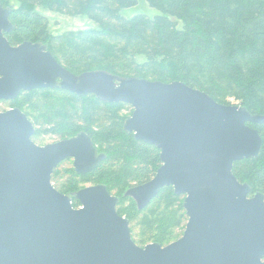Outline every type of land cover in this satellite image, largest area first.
Wrapping results in <instances>:
<instances>
[{
	"label": "water",
	"instance_id": "water-1",
	"mask_svg": "<svg viewBox=\"0 0 264 264\" xmlns=\"http://www.w3.org/2000/svg\"><path fill=\"white\" fill-rule=\"evenodd\" d=\"M10 13L0 4V100L57 89L129 105L125 132L158 149L161 166L124 196L141 210L170 186L184 196L187 222L176 241L139 247L105 185L75 192L73 208L51 183L54 168L72 158L78 174L88 173L103 155L86 133L37 146L32 123L11 109L0 112V264H264V194L250 196L251 187L232 174L235 162L259 156L262 140L247 124L264 116L177 81L75 75L39 42L11 46L4 37L13 29Z\"/></svg>",
	"mask_w": 264,
	"mask_h": 264
},
{
	"label": "trees",
	"instance_id": "trees-1",
	"mask_svg": "<svg viewBox=\"0 0 264 264\" xmlns=\"http://www.w3.org/2000/svg\"><path fill=\"white\" fill-rule=\"evenodd\" d=\"M140 1L158 14L128 19L121 14ZM0 4L12 10L13 30L5 35L10 44L46 45L75 75L104 71L121 78L177 81L219 104H237L251 115L264 116V0H0ZM37 7L85 17L95 27L53 36ZM32 97L34 115L39 121L46 119L60 140L84 132L106 154L89 174L77 175L71 167L55 170L51 177L55 189L71 196L85 185H105L118 199L117 213L128 220L136 245L152 240L163 247L175 229L176 236L182 235L187 222L184 196L176 195L172 187H163L141 210L124 197L161 166L158 149L124 131V121L132 113L129 105L57 89L22 92L11 103ZM31 123L34 129L39 125ZM247 125L258 132L262 149L257 158L235 162L232 174L251 187L252 196L264 194V123ZM71 203L79 207L73 197Z\"/></svg>",
	"mask_w": 264,
	"mask_h": 264
},
{
	"label": "rangeland",
	"instance_id": "rangeland-1",
	"mask_svg": "<svg viewBox=\"0 0 264 264\" xmlns=\"http://www.w3.org/2000/svg\"><path fill=\"white\" fill-rule=\"evenodd\" d=\"M35 11H37L39 14H41L42 16L47 18L48 24H49V32L53 36H58V35H61L62 33L69 32V31L89 30V29H92L95 27V24L93 22L87 20L85 17H82V16H70V15L57 13V12H54V11H51L48 9L39 8V7L35 8ZM121 14L127 19L131 18L135 15H138V14H142V15H145L149 18H152L153 16L157 15L158 12L152 8H149L146 4H144L142 1H140V3L137 6L122 10ZM21 43H23V42H21ZM21 43H19V44H21ZM44 46L46 47V45H44ZM46 49H47V47H46ZM33 101H34V97L30 98L29 100L20 98L16 101L17 102L16 105H13V103L1 102L0 103V112L5 111L9 108L15 107V108L19 109L20 111H22L24 114H26V116L28 117V119L31 122H33V123L37 122L39 124V125L35 126L36 127L35 133H36V129H37V133H36V135L34 134L35 136L32 139L37 145L43 146V145H46L48 143H52V142L57 141L61 137V135L53 134L50 131L51 129L49 128L50 126L52 127V125H50V123L45 121L46 119H43V121H39L36 114L34 115V111H33L34 105L32 106ZM230 101L232 102V100H230ZM58 118H59V115L56 117V120ZM47 120H49V119H47ZM64 167L70 168L71 165L69 163H67ZM125 198H129V197H125ZM129 199H131V198H129ZM177 230L178 229L174 230L172 238H169L172 240H168L166 245L176 241L177 239H179L182 236V235H180L179 237L176 236L177 234H179V231H177ZM182 233H183V231H182ZM136 234H137V232L134 233V239H136ZM148 241H150V242H148L146 244H141L138 246L144 247L147 244L155 243V242H152V240H148Z\"/></svg>",
	"mask_w": 264,
	"mask_h": 264
},
{
	"label": "flooded vegetation",
	"instance_id": "flooded-vegetation-1",
	"mask_svg": "<svg viewBox=\"0 0 264 264\" xmlns=\"http://www.w3.org/2000/svg\"><path fill=\"white\" fill-rule=\"evenodd\" d=\"M2 6V5H1ZM3 7V6H2ZM3 8H6V7H3ZM8 8H10V7H8ZM11 9V8H10ZM12 11V10H11ZM8 20H9V18H8ZM12 25V24H11ZM12 28H13V26H12ZM13 30V29H12ZM12 32V31H11ZM11 32H9V33H11ZM6 34H8V33H4V37L6 38ZM7 39V38H6ZM8 41V40H7ZM9 42V41H8ZM9 44H10V42H9ZM11 46H13V47H15V46H18V44H15V45H12V44H10ZM38 90V89H37ZM32 91H34V90H32ZM22 92H29V91H22ZM22 92H20V93H22ZM19 93V94H20ZM19 96V95H18ZM17 96V97H18ZM16 97V98H17ZM15 98V99H16ZM15 99H13V100H9V101H4V100H0V103L1 102H5V103H11L12 101H14ZM11 109H17V108H15V107H12V108H9V109H7V110H5V111H2V112H6V111H8V110H11ZM19 110V109H18ZM1 112V113H2ZM22 112V111H21ZM23 113V112H22ZM24 114V113H23ZM25 115V114H24ZM26 116V115H25ZM130 117V116H129ZM128 117V118H129ZM125 122V121H124ZM123 129H124V125H123ZM125 131V130H124ZM80 133H84V132H80ZM80 133H77L76 135H74V136H72V137H70V138H73V137H75V136H77L78 134H80ZM34 134H35V132H34ZM133 135V134H132ZM34 136V135H33ZM32 136V137H33ZM89 136V135H88ZM70 138H66V139H70ZM134 138V137H133ZM90 139L92 140V138L90 137ZM32 140V139H31ZM61 140H65V139H61ZM60 139H58L57 141H55V142H59V141H61ZM55 142H52V143H55ZM52 143H48V144H52ZM34 144H36L35 142H34ZM37 145V144H36ZM47 145V144H46ZM92 145H93V147L97 150V154L98 155H103V159H104V157L106 156V154L104 153V152H100V151H98V149L96 148V146L94 145V143H93V140H92ZM37 146H40V145H37ZM43 146H45V145H43ZM103 159L100 161V162H102L103 161ZM100 162L96 165V167L100 164ZM67 163H69L70 165H71V168L73 169V172L75 173V174H77V175H85V174H89V173H91L93 170H95V168L93 169V170H91L90 172H88V173H82V174H78L76 171H75V169H74V166H73V159L72 158H67V159H65L64 161H62V162H60L57 166H56V168H54V170H53V172L55 171V170H57V169H59L60 171L63 169H67L68 167H64ZM53 172H52V174H51V177H52V175H53ZM64 179V178H63ZM53 185V184H52ZM87 186H91V185H86L85 187H87ZM92 186H94V185H92ZM53 187H54V185H53ZM55 188V187H54ZM84 188V187H83ZM57 190V189H56ZM80 190V189H79ZM58 191V190H57ZM78 191V190H77ZM76 191V192H77ZM59 192V191H58ZM64 195V194H63ZM67 196V195H66ZM71 198H72V196H70Z\"/></svg>",
	"mask_w": 264,
	"mask_h": 264
}]
</instances>
